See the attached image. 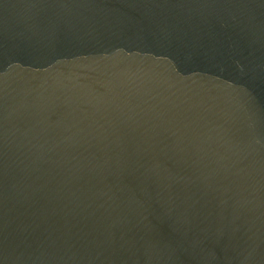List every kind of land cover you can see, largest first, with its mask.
<instances>
[{
    "label": "water",
    "instance_id": "obj_1",
    "mask_svg": "<svg viewBox=\"0 0 264 264\" xmlns=\"http://www.w3.org/2000/svg\"><path fill=\"white\" fill-rule=\"evenodd\" d=\"M0 264H264V0H0Z\"/></svg>",
    "mask_w": 264,
    "mask_h": 264
}]
</instances>
